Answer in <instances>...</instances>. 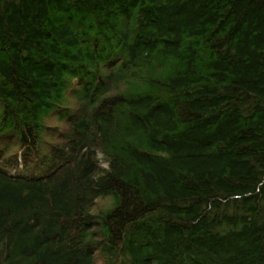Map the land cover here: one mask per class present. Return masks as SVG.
Segmentation results:
<instances>
[{"label":"trees","instance_id":"16d2710c","mask_svg":"<svg viewBox=\"0 0 264 264\" xmlns=\"http://www.w3.org/2000/svg\"><path fill=\"white\" fill-rule=\"evenodd\" d=\"M0 264H264V0H0Z\"/></svg>","mask_w":264,"mask_h":264}]
</instances>
